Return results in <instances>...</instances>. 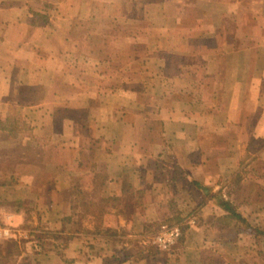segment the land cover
I'll list each match as a JSON object with an SVG mask.
<instances>
[{"label": "crops", "instance_id": "0c3cea01", "mask_svg": "<svg viewBox=\"0 0 264 264\" xmlns=\"http://www.w3.org/2000/svg\"><path fill=\"white\" fill-rule=\"evenodd\" d=\"M13 117L0 264H264V0H0Z\"/></svg>", "mask_w": 264, "mask_h": 264}, {"label": "rangeland", "instance_id": "374dc122", "mask_svg": "<svg viewBox=\"0 0 264 264\" xmlns=\"http://www.w3.org/2000/svg\"><path fill=\"white\" fill-rule=\"evenodd\" d=\"M123 57H126L127 54L123 52ZM27 124H25L22 120H17L16 118H10L7 119L5 121V123L0 122V127L2 126H6L9 127L10 129H13V131H15V133H17L16 130L18 129H24V130H28V127L26 126ZM14 133V132H12ZM11 134L9 137H7V135L0 133V182L3 180H8V176H13L12 178H15V174L17 173V160L18 158L22 155H19L17 150H14V152L10 149L11 146H14L16 144V139L18 137L17 134ZM16 136V137H15ZM18 140V139H17ZM236 208H238V206L234 205ZM247 220L249 219L248 216ZM250 223L251 221L248 220ZM232 223L234 224L233 226V230L235 232V236L238 235V233H248L251 234L249 236H251V242L253 244H255L257 238L262 237V235L257 232V230H261L259 227H257V225H252V227L247 226L246 224L240 222L239 220H232ZM4 221L2 220V218L0 217V227L2 228H7L10 230L11 233V229L8 228L7 226H4ZM162 224H169L172 226H180L182 229L181 232V236L177 242V244L173 247V249L171 251L168 250H163L160 249L155 243H154V238L156 236V234L158 233V231L160 230V227ZM183 226H181L180 222L178 220L175 221H165L162 222L161 224H159L158 228H156V230H154V233L152 235V243L153 245H155L156 249H158L160 252H172L174 253V251H178V248H180L182 246V244L184 243V231H183ZM10 234L8 236H2L0 238H7L9 237ZM255 240V241H254ZM183 242V243H182ZM182 243V244H181ZM181 244V245H180ZM184 245V244H183ZM236 250V249H235Z\"/></svg>", "mask_w": 264, "mask_h": 264}, {"label": "built area", "instance_id": "2783aa9c", "mask_svg": "<svg viewBox=\"0 0 264 264\" xmlns=\"http://www.w3.org/2000/svg\"><path fill=\"white\" fill-rule=\"evenodd\" d=\"M182 229L180 226H172L169 224H162L160 230L154 238V243L163 250L171 251L173 247L177 244ZM10 230L7 228L0 227V237L8 236Z\"/></svg>", "mask_w": 264, "mask_h": 264}, {"label": "trees", "instance_id": "16d2710c", "mask_svg": "<svg viewBox=\"0 0 264 264\" xmlns=\"http://www.w3.org/2000/svg\"><path fill=\"white\" fill-rule=\"evenodd\" d=\"M221 205L229 211V215H227L225 218L229 221V223H232V220L240 221L244 224H246L249 227H252L251 223L247 220V217L244 216V214L239 211V208H236L233 204H231L227 200H223ZM102 220V217L100 218ZM234 226V225H233ZM184 233L186 232V228H183ZM263 237H264V231L262 230H257ZM155 246V245H154ZM158 250V249H157Z\"/></svg>", "mask_w": 264, "mask_h": 264}]
</instances>
